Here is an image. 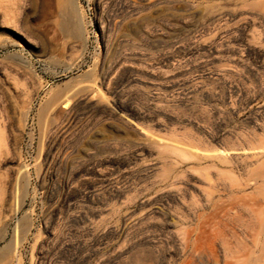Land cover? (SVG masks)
I'll list each match as a JSON object with an SVG mask.
<instances>
[{
  "label": "rangeland",
  "instance_id": "rangeland-1",
  "mask_svg": "<svg viewBox=\"0 0 264 264\" xmlns=\"http://www.w3.org/2000/svg\"><path fill=\"white\" fill-rule=\"evenodd\" d=\"M75 4L82 41L0 0V264H246L231 187L264 169L215 154L264 149V0Z\"/></svg>",
  "mask_w": 264,
  "mask_h": 264
},
{
  "label": "bare ground",
  "instance_id": "bare-ground-1",
  "mask_svg": "<svg viewBox=\"0 0 264 264\" xmlns=\"http://www.w3.org/2000/svg\"><path fill=\"white\" fill-rule=\"evenodd\" d=\"M57 1H58V17L60 18L58 21H56L57 27L60 28L61 32L63 33V35L66 36V38H71L73 40L82 41V39H83V28H82V23H81L82 19L79 15L77 6L75 4V0H57ZM251 7L256 8L257 7L256 3L251 4ZM251 18L253 19L254 17H251ZM253 20H255V19H253ZM69 41H71V40L69 39ZM10 75L11 74L9 73L8 75H6V77H9ZM12 80H14L13 82L17 83L18 82L17 76L13 75ZM8 93H9L10 97L14 100V103L18 104L17 99L19 97V89L18 88H16L15 90L8 89ZM68 101H69V99H67V102ZM1 141H0V143H1ZM156 143H155L156 145L161 144L158 146H161V147L163 146V148L166 147V149L169 148L170 150L171 149L176 150L175 146L174 147L170 146V145L166 144L163 140L158 141ZM151 144H153V142ZM169 149H168V151H169ZM248 149H241L238 151L236 149V151L233 150V152H231V153L224 151L221 153H217L218 155L215 154V158L219 159V161H222V162L224 161V163H225V160L228 161V158L231 155H233V156L238 155L241 157H245L247 159L257 158L258 160H261V167L264 169V149H262L260 151L248 150ZM173 153H176V152H173ZM188 153L193 155L192 152L191 153L188 152ZM183 154H184V152H183ZM193 156L195 157V155H193ZM203 156H204V154H203ZM212 157H213V155H212ZM227 163H230V162H227ZM260 177L262 178V183L256 188H258V190H260L261 197L260 198L257 197L258 199H256V200H253V198H250V197H249L250 198L249 199L248 196H245V199H244L240 194V193L245 191V188L248 186L247 181H250L251 179L247 180L246 182L242 181L241 179H239V180L237 179L236 183L233 182L234 183V184H232L233 186L231 185L232 186L231 191H232V196H233V198H232L233 202L231 204V206H232L231 209H236L237 211H239L238 209H240V212L243 211L245 213V220L242 223H243V227H244L245 233H246V236L244 238L246 242L241 240V243L240 244L238 243L237 253H238V257L239 258L242 257V259H243V257L246 258L248 255L249 258H248V261L246 264H264V170H263V173L260 175ZM239 194H240V196H239ZM15 200H16L15 209L18 211L20 204H18L17 198ZM113 212L115 214V211L111 210V212H109V215L112 214ZM237 214H238V217H237L238 219H241V220L244 219L243 218L244 215H239V212ZM104 219H105V217H104ZM237 221H239V220H237ZM125 226H127V225H125ZM253 241L256 242V244H254L252 247H250L247 242L252 243ZM186 245H187V247H186L187 249H191L195 253L198 252V250L200 248L199 240L197 238L194 240L192 238H190L189 240H187ZM18 246H19V243L17 244V242H15V248L14 249L17 250ZM225 248L227 249L226 250V257L228 259V256L231 254V249L228 248L227 246ZM14 249H12V251H11L12 253H13ZM212 253H213V255L207 257L208 262H210V263L214 262L215 264H220L221 263L220 258H219L220 256L215 255L216 254L215 252H212ZM256 253H259V255L255 257ZM205 254H207V253H205ZM4 255L5 254H3L1 256V259L5 258ZM207 255H209V254H207ZM242 259L240 262H242ZM243 261H244V259H243ZM190 262L191 261H189V263ZM141 263L139 262V264H141ZM228 263H226V264H228ZM244 263H245V261H244ZM229 264H231V263H229Z\"/></svg>",
  "mask_w": 264,
  "mask_h": 264
}]
</instances>
